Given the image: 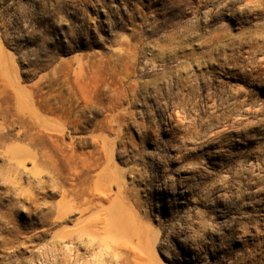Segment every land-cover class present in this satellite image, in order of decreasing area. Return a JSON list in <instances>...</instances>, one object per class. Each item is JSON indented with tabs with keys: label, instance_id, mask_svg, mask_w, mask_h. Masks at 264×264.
<instances>
[{
	"label": "rangeland",
	"instance_id": "374dc122",
	"mask_svg": "<svg viewBox=\"0 0 264 264\" xmlns=\"http://www.w3.org/2000/svg\"><path fill=\"white\" fill-rule=\"evenodd\" d=\"M124 259L264 264V0H0V264Z\"/></svg>",
	"mask_w": 264,
	"mask_h": 264
},
{
	"label": "bare ground",
	"instance_id": "6f19581e",
	"mask_svg": "<svg viewBox=\"0 0 264 264\" xmlns=\"http://www.w3.org/2000/svg\"><path fill=\"white\" fill-rule=\"evenodd\" d=\"M18 92H19V89H18ZM26 93V92H25ZM27 94L28 95H30L31 94V92L30 91H27ZM25 95V97L26 98H29L26 94H24ZM18 99H20L21 97H20V95H18V96H16ZM24 97V98H25ZM46 101H44V103H43V108L45 109V111H47V112H54L53 111V109L51 108V105H50V103H49V100L46 98L45 99ZM62 112H64V111H62ZM171 116V115H170ZM175 116V115H174ZM173 121V120H172ZM39 122H40V118H39V116L38 115H34L33 117H32V120L30 121V122H28L29 124V126H28V129L27 130H25L24 131V135L29 139V140H33L34 139V135L35 134H37L38 133V131H35V128H38V125L37 124H39ZM178 122H179V120H178ZM177 122V123H178ZM173 123H175L174 121H173ZM176 123V124H177ZM178 125V124H177ZM39 129V128H38ZM40 131H43V130H41V129H39ZM43 132H45V133H47L46 131H43ZM48 134V133H47ZM60 133H58V135H59ZM55 137H56V139H55V142L54 143H56V142H58V136L57 135H54ZM62 135L60 134V137H61ZM52 138V137H51ZM21 151V150H20ZM18 155L19 154H17V157H18ZM28 157H30V158H32V156L31 155H29L28 154ZM22 163L21 161H17V163ZM60 251V250H59ZM53 259V258H52ZM72 259V258H71ZM125 260V259H124ZM123 264H128V262H127V260H125V262H122Z\"/></svg>",
	"mask_w": 264,
	"mask_h": 264
}]
</instances>
